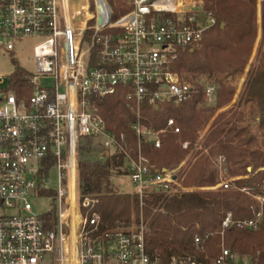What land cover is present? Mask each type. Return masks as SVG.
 <instances>
[{"label":"built area","instance_id":"built-area-1","mask_svg":"<svg viewBox=\"0 0 264 264\" xmlns=\"http://www.w3.org/2000/svg\"><path fill=\"white\" fill-rule=\"evenodd\" d=\"M80 1L85 13L75 11ZM213 24L202 0H0V51L12 54L19 40L41 39L33 47L34 70L26 82L16 83L14 73L0 76V264H259L232 251L225 235L232 228L258 230L264 221V182L235 184L256 171L230 177L219 154L213 161L215 185L183 188L178 171L185 160L157 168L141 152L143 141L159 148L166 132L141 123L142 106L180 103L200 91L207 103L214 102L216 84L190 81L172 69L181 52L197 47ZM118 95L135 116L130 128L136 147L126 132L109 129L103 117V100ZM166 123L173 134L180 133L173 118ZM87 138L97 140L100 153L125 157L130 194L140 205L138 221L134 211L129 227L99 233L97 199L79 191L80 140ZM188 146L182 143V149ZM52 167L56 190L47 179ZM218 188L244 194L250 216L227 212L216 243L206 244L213 232L194 235L191 251L167 260L146 251V194ZM40 196L63 202L58 213L55 208L34 212L31 199Z\"/></svg>","mask_w":264,"mask_h":264},{"label":"trees","instance_id":"trees-1","mask_svg":"<svg viewBox=\"0 0 264 264\" xmlns=\"http://www.w3.org/2000/svg\"><path fill=\"white\" fill-rule=\"evenodd\" d=\"M202 2L203 9L215 18V24L204 32L197 47L181 52L172 69L190 81L203 79L216 84L215 100L210 107L202 105L204 95L200 91L180 103L141 107V123L153 130L166 129L160 137L159 148L150 141L141 144L142 154L157 168L169 169L180 164L187 152V149H182V143L189 141L193 144L211 116L231 102L236 89L227 79L244 73L257 35V0ZM259 7L261 42L258 63L249 66L242 90L232 108L216 114L200 144L212 155L225 156L230 177L247 176L256 171L249 179H236L238 186L264 182V170H258L264 168V0H260ZM14 75L19 84L27 81L29 72L16 66ZM101 109L108 128L126 132L131 147H136L138 140L130 128L135 116L125 107L124 97L105 98ZM169 117L180 127V133L173 134L167 129ZM86 140L87 145L81 146L78 154L79 191L97 199L94 207L100 217L99 233L131 226L134 211L138 221V198L133 202L130 193L120 192L111 181L112 175L126 173L125 157L121 152L108 155L96 151L90 158L93 142L89 138ZM216 183L217 171L204 156L188 167L181 180L183 186L202 187ZM249 203L247 197L236 190H185L169 196L156 192L146 194L142 199L146 251L166 260L171 255L191 251L194 235L219 231L221 218L227 212L234 218L249 217ZM225 235L232 251L257 258L259 264H264V221L256 231L232 228L227 229ZM217 240V235H214L206 244H214Z\"/></svg>","mask_w":264,"mask_h":264},{"label":"rangeland","instance_id":"rangeland-1","mask_svg":"<svg viewBox=\"0 0 264 264\" xmlns=\"http://www.w3.org/2000/svg\"><path fill=\"white\" fill-rule=\"evenodd\" d=\"M259 4H260V0H257L258 31H257L255 42H254V45H253V48H252V51L250 54V58L246 64V67L243 70L244 73L240 76L233 77V78L231 77L230 79H227V82L232 84L234 86V88L236 89L235 94H234L231 102L227 106L218 109L216 111V113H214L211 116L207 125L202 130H200V132L196 138L197 140L193 144L189 143L188 147L192 151L190 152V150L187 149L185 157L182 160V161L185 160V164L178 171V175H179L178 181L183 188L187 187V188H196L197 189V188L205 187V186L198 187L195 185L183 186L181 184V180L184 178L188 167L194 161L198 160L201 156L207 157L209 159L211 167L214 168L213 161L217 157L218 154L212 155L209 153L208 148H204L203 146L200 145L202 140H203L202 137L205 134V132L207 131V129L209 128V126L211 125L212 120L214 119V117L216 116V114L218 112L225 111V110L232 108L233 104L237 100V97L242 90L241 88H242L243 83L245 81V78L247 75V70H248L249 66L251 64L256 65L258 63V59H259V49L258 48H259L260 42H261V39H260V36H261L260 23H259V19H260ZM76 10H78L80 13H83L85 10L84 3L81 1L76 2L75 11ZM40 40L41 39H39V38H35V39L26 38V39L19 40L18 42L15 43V50L12 54H8L5 51H3V52L0 51V76L6 77V76H9L11 73H14L16 66H19V67L21 66L27 72L32 73L34 70V63L32 60V50H33L34 45L37 42H39ZM212 104L213 103H207L205 100L202 103V105H204L206 107H210V106H212ZM91 141L93 142V147H91L92 152L89 153V157L93 158L94 155L97 153L96 151H99V150H98V148L95 147L97 140L91 139ZM80 142H81V146H84V147L88 143L86 139H82V140H80ZM181 147H182V145H181ZM217 176H218V174H217ZM47 179L49 182V186L53 190H56L58 187V175H57L56 167H52L49 169L48 174H47ZM111 181L114 184V186L116 187V189L119 190L120 192L122 191L125 193H130L132 190L131 189L132 188L131 177H130L129 173H121L120 175L114 174L111 176ZM121 183L123 184L122 188H120ZM218 189H222V188H218ZM202 190H206V189H202ZM202 190H196V191H202ZM213 191H216V190H213ZM231 191H233V190H231ZM31 203H32V208H33L34 212H36L38 214H46L49 211L54 210V208H55V212L57 214L58 211L60 210V208H58V206L63 205V202L61 204V202L59 203L57 198L53 199L50 196H40V198H38V197L33 198V199H31ZM215 233L216 232H214L213 234L215 235Z\"/></svg>","mask_w":264,"mask_h":264},{"label":"crops","instance_id":"crops-1","mask_svg":"<svg viewBox=\"0 0 264 264\" xmlns=\"http://www.w3.org/2000/svg\"><path fill=\"white\" fill-rule=\"evenodd\" d=\"M120 185H121V186H123V184H122V183H121Z\"/></svg>","mask_w":264,"mask_h":264},{"label":"water","instance_id":"water-1","mask_svg":"<svg viewBox=\"0 0 264 264\" xmlns=\"http://www.w3.org/2000/svg\"><path fill=\"white\" fill-rule=\"evenodd\" d=\"M249 171H250V169L249 168H247Z\"/></svg>","mask_w":264,"mask_h":264}]
</instances>
